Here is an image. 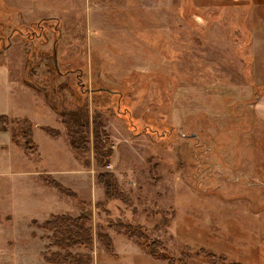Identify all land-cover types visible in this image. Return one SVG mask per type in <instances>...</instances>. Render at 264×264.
I'll return each mask as SVG.
<instances>
[{
    "label": "rangeland",
    "instance_id": "374dc122",
    "mask_svg": "<svg viewBox=\"0 0 264 264\" xmlns=\"http://www.w3.org/2000/svg\"><path fill=\"white\" fill-rule=\"evenodd\" d=\"M42 16L75 25L29 44L23 22ZM0 39V264H264V130L246 104L264 75V0H0ZM74 69L86 88L122 92L132 119L82 93ZM81 215L90 249L42 228Z\"/></svg>",
    "mask_w": 264,
    "mask_h": 264
},
{
    "label": "trees",
    "instance_id": "16d2710c",
    "mask_svg": "<svg viewBox=\"0 0 264 264\" xmlns=\"http://www.w3.org/2000/svg\"><path fill=\"white\" fill-rule=\"evenodd\" d=\"M99 92V91H98ZM101 92V90H100ZM2 117H0V122H3ZM27 121V120H25ZM71 123V127L77 124L78 121L76 120H69ZM85 123L88 124L87 119L85 120ZM94 122H92V130ZM81 126V125H80ZM100 126V125H99ZM21 127H25L21 129V135L24 139V147L28 150H33V140H32V130L27 125H22ZM75 128V130H74ZM103 129V128H102ZM89 130V128H88ZM0 131H3L0 129ZM72 136L76 139L72 140L71 144L75 146V148L78 146L75 142L80 139L81 134L78 133V127L74 126L72 128ZM98 133L97 129L95 133ZM94 133V131H93ZM102 134L105 135V132H102ZM78 135V136H77ZM51 137H55V135H50ZM79 137V138H78ZM107 137V136H106ZM76 140V141H75ZM75 141V142H74ZM97 143V142H96ZM93 147L95 146V141L93 139ZM101 143H98L97 146L100 147L98 152H103L106 154V157L110 158L111 156V150L110 148L104 150L105 148H101ZM71 145V146H72ZM105 147V146H104ZM74 148V147H73ZM74 148V149H75ZM101 154V153H100ZM101 163V162H100ZM102 166V163L100 164ZM109 164H105V166H108ZM100 178V179H99ZM104 178H108L109 181H104ZM113 176L111 174H104L98 176L99 183L102 184V186L105 189V194L107 198L109 199H117L119 198V194L116 192L115 184L112 182ZM55 183V182H54ZM55 187L58 189V191L63 195H67L71 197L72 199H76V195L72 193L71 191L65 189L64 187H61L58 185V183L54 184ZM120 232H122L125 236L131 238L134 240V243L142 248H146L148 250L149 255L157 261H167L168 258L162 253L163 249L161 245L154 241L149 240L140 229L131 228L129 226L123 225L121 223H117L114 225ZM42 228L45 229L48 232H51L54 237H56L55 245L58 247H62L63 244L70 248H84V249H90L92 247V235L90 229L87 227V218L86 216H79L76 219H70V217L67 216H54L52 219L47 220L43 222ZM210 259L213 258L212 255H207ZM218 261V262H217ZM71 264H82L81 260H72ZM216 263L219 264H228L226 263L225 259L223 257H219L216 259Z\"/></svg>",
    "mask_w": 264,
    "mask_h": 264
},
{
    "label": "flooded vegetation",
    "instance_id": "af4514ba",
    "mask_svg": "<svg viewBox=\"0 0 264 264\" xmlns=\"http://www.w3.org/2000/svg\"><path fill=\"white\" fill-rule=\"evenodd\" d=\"M65 18H62V16H56V17H48V16H42L41 18H38L36 20H31V21H24L23 22V25H24V28H25V32L22 33V35H24L23 37L27 38L28 41H29V44H32L33 43V40L35 38H44V29L45 28H52L53 32H55L57 34V37L58 35L60 34V30L62 28V25H61V21L63 23ZM68 21L66 27H69L71 28V26H74L75 25V22H74V19H65ZM49 23H53L51 25H49ZM16 30V29H14ZM46 38V37H45ZM3 41V39H0V44L1 42ZM54 53V61H55V54L56 52L53 51ZM73 62L71 63H68V65H71ZM54 68L55 70L57 71V74L58 73V70H57V66H56V63L54 62ZM79 71V72H78ZM81 70L80 69H74V70H70L69 72L72 73V76L74 77V79L76 80L75 82L77 83L78 87L80 88V91H100V90H106L105 88L103 87H96L95 84L98 82V80H94V86H92V81L90 83V87L89 88H86L85 86V81H83V78H84V75L82 72H80ZM76 73V74H75ZM98 77V75H97Z\"/></svg>",
    "mask_w": 264,
    "mask_h": 264
},
{
    "label": "crops",
    "instance_id": "0c3cea01",
    "mask_svg": "<svg viewBox=\"0 0 264 264\" xmlns=\"http://www.w3.org/2000/svg\"><path fill=\"white\" fill-rule=\"evenodd\" d=\"M260 79H262L261 80L262 83L261 84H257L256 87L253 85V87L255 88V89L253 88L254 95H252L251 102L250 101H249L250 103L246 102V104H247V106L251 107V109H252V111L254 113V119L263 127V130H264V75L261 76ZM96 80H97V78H96ZM95 86L99 87V85L97 83L95 84ZM238 86L239 87H242V86L243 87H247V86H244V85H242V86L238 85ZM257 87H261L262 88V92L259 93V95H256V93H255V90H256ZM97 92L98 91H94V92L91 91L90 92L89 90L88 91H83V93H85V94L87 93V94H91V95H93V94H95ZM100 93H103L104 97H109V98L111 96L115 97L114 98V103H112L111 106L107 108V110L110 112L111 115L115 114L116 116H114V117L121 118V116H123L125 114H128V117L130 119H132V115L133 114L131 113V111L129 109L130 107L127 108V106H125L124 104H123V107L121 106L122 105V98L124 96L122 92L116 91V90H112V89H110V90L107 89V91L106 90H101ZM263 149H264V144H263ZM67 190L71 191L72 193H74L76 195V197H78L76 192H74L70 188H67Z\"/></svg>",
    "mask_w": 264,
    "mask_h": 264
},
{
    "label": "built area",
    "instance_id": "2783aa9c",
    "mask_svg": "<svg viewBox=\"0 0 264 264\" xmlns=\"http://www.w3.org/2000/svg\"><path fill=\"white\" fill-rule=\"evenodd\" d=\"M106 168L109 169L110 168V165L106 166Z\"/></svg>",
    "mask_w": 264,
    "mask_h": 264
}]
</instances>
